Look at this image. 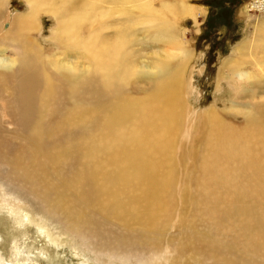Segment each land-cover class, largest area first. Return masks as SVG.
Returning a JSON list of instances; mask_svg holds the SVG:
<instances>
[{"label":"bare ground","instance_id":"obj_1","mask_svg":"<svg viewBox=\"0 0 264 264\" xmlns=\"http://www.w3.org/2000/svg\"><path fill=\"white\" fill-rule=\"evenodd\" d=\"M24 1L29 9L4 31L9 0H0V53L14 54L0 56V130L9 115L31 145L17 154L25 151L18 148L22 143L14 148L0 137L2 185L13 184L16 199L31 196L44 208L61 210L67 231L100 254L127 260L161 249L170 264H264V52L251 72L238 69L264 51V39L253 42L255 49H248V38L238 46L240 56L222 64L232 70L227 78L220 68L219 83L233 81V115L243 107L246 120L236 125L218 109H207L190 204L211 230L199 236L193 228L173 251L161 240L164 216L172 215L175 143L183 129L190 130L183 71L194 50L179 24L196 19L193 7L188 0ZM263 5L257 0L253 8ZM42 12L58 19L54 37L73 59L64 54L51 62L41 51L32 32ZM111 14L127 19L108 22ZM139 24L150 30L152 49L158 48L145 53L141 47L137 62L127 45ZM258 24L261 36L264 16ZM143 81L148 87L137 93ZM4 92L12 94L9 107ZM30 156V163L23 161ZM62 164L68 175L55 182L53 171ZM44 185L56 187L48 205L39 200L51 191ZM1 205L0 224L19 226L1 238L0 264H59L60 235L9 203L8 191L0 195ZM223 230L235 240L228 244L211 232Z\"/></svg>","mask_w":264,"mask_h":264},{"label":"rangeland","instance_id":"obj_2","mask_svg":"<svg viewBox=\"0 0 264 264\" xmlns=\"http://www.w3.org/2000/svg\"><path fill=\"white\" fill-rule=\"evenodd\" d=\"M255 1L257 0L187 1V3L193 7L196 16V19H194L193 16H188L183 19L182 24H179V26L183 28L182 35L194 50L190 64L183 71V96L185 100H187V108L189 109L188 116H186L187 122H185L187 123V127H190V130L186 133L185 129H183L175 143L173 156L177 180L174 188L172 215L171 217L169 215V218L164 216V219H166V226L163 229L164 234L161 240L163 248L167 247L166 249H168V247H172L173 251L176 250L178 241L183 243L187 234L192 232L193 228H196L197 235L199 236L206 233L208 234L211 230V227L208 226L204 217L199 215H196V218L194 217V209L190 204V196H192L194 191V178L197 171V166L193 165L197 164L199 151L201 149L199 135L202 131V120L206 116L205 114L208 108L212 107L218 109L222 116L231 119L236 125H242L244 120H246L244 108L241 106V112L238 113L239 115H233V112H237V109L232 107L234 91H232L231 88L233 86V81L228 79L227 81L229 84L226 80H222V83H219V74L221 71L220 68H222L223 75L226 74V78L230 75L232 70L229 69L228 66L223 67L222 64L229 57L237 58L240 56H238L237 51L239 45L250 39L248 49H255L253 42L259 37L264 39V33L260 36L258 32L260 27L258 24L259 20L264 16V5L260 9L253 8ZM28 9V3L24 0H9L6 16L2 22V29L4 31L7 30L11 26L15 15L20 12H25ZM126 19L127 17L125 16L119 18L117 15L111 14L108 16L107 21L115 23L116 21H125ZM57 26L58 19H56L54 15L42 12L40 15V27L32 32V34L36 37L41 51L51 62L57 58L64 57V54L67 61L71 60L74 57L60 47L57 39L54 37V34L58 30ZM179 31H181V29H179ZM150 34L151 32L147 30V26L141 24L136 25L133 34H130V41L127 46H129L132 52L134 51L133 54L137 62L143 57L140 51L141 47H144L145 53H150L158 48L152 49L154 42ZM263 52L264 51L259 50L250 61L239 64L238 69L251 72L255 69V64L258 63L257 60L262 59ZM0 56L13 57L14 54L11 51H3L0 53ZM147 57H150V55L148 54ZM77 59L82 61L81 58ZM242 84L250 85L249 82ZM145 86L148 87V84L146 81H143L141 89L137 90L135 88L137 90L136 92L139 93ZM129 90L132 91L130 88ZM4 97L8 99L9 107L12 94L4 92ZM3 100L7 102L4 98ZM3 118L5 123L4 129L0 130V137H7L11 140V146L14 148L21 142L22 144L19 145L18 148L25 147V151L20 152L17 150V154L25 153L27 151L26 146L29 147L31 145L29 140L21 139V136L17 134L19 130L16 128L14 120L9 115L3 116ZM59 140L61 144L65 142L62 136L59 137ZM30 158L31 156L23 161L29 160L28 163H30L32 161ZM6 159H8V156ZM28 163L26 165H28ZM67 168L68 164H62L53 171V179L55 182H57L59 178H62V176H65V178L67 177ZM189 170L191 176H188ZM1 176L2 175H0V177ZM189 178H191V180H189ZM187 183L189 184L187 193H183ZM2 184L3 182L0 179V195L8 191L9 203L20 205L23 210L29 211L37 219L42 220L52 233L58 236L60 235L59 241L62 243L59 253V264H150L149 258L153 259L152 264H170V259H168L167 256L168 253L163 252L161 249V251L155 252L156 254L154 252L148 253V257L138 256L127 258L126 260L122 255H119V257L114 255V257L109 253L100 254L96 252L93 245L85 247L79 239H76L67 231L66 222L64 220L65 215L61 210H49L48 207L44 208L37 204L31 196L16 199L17 193L15 189L13 190L14 185L8 183V186H6ZM6 187H8V190ZM47 188H51V191L43 193L39 200L48 205L52 193L56 191V187L44 185V191H46ZM11 190L12 193H10ZM57 190H59V188H57ZM0 207H2V205ZM0 209L2 210V208ZM0 217L5 219L1 214ZM4 222H6L4 223L5 225L0 224V240L5 237L4 235L19 226V224L13 221L4 220ZM13 223H15L16 226H14ZM225 231L227 230L220 231V235H215V232H211L216 238L229 244L234 241L235 238L232 232ZM9 235L10 233L8 234V238ZM165 235L166 239L164 242ZM168 238H172L170 243L168 242ZM238 247H241V245L239 244ZM0 250L2 254L3 250ZM186 252L187 249L185 248V253Z\"/></svg>","mask_w":264,"mask_h":264}]
</instances>
